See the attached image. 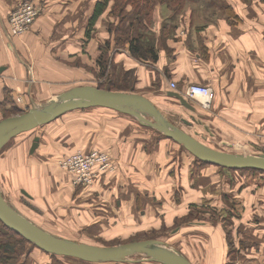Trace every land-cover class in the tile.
<instances>
[{
  "label": "crops",
  "instance_id": "obj_1",
  "mask_svg": "<svg viewBox=\"0 0 264 264\" xmlns=\"http://www.w3.org/2000/svg\"><path fill=\"white\" fill-rule=\"evenodd\" d=\"M24 1L0 0V69H4L0 73V119L6 97L12 98V106L26 112L72 88L93 86L95 76L88 69H95L101 47L110 38L107 24L113 21L108 17L113 3L98 21L99 45H92L86 36L89 20L99 0H31L42 8L41 16L29 33L15 37L10 32L8 20ZM215 2L193 0L177 17H172L165 6L158 4L150 26L158 61L153 64L141 62L124 49L116 51V62L135 72L136 94L148 98L164 116L162 106L166 103L184 108L169 93L177 92L187 99L185 90L189 85L210 87L215 96L209 108L205 109L195 101H189L195 107L194 113L184 108L190 119H195L190 127L197 134L211 133L221 142H236L252 148L256 142L250 138L264 135V0ZM224 5L232 10L223 11ZM203 8L211 13L207 15ZM171 26L174 29L169 34ZM171 81L178 85V90L170 88ZM157 86L160 88L158 92H149ZM10 108L7 104L6 110ZM43 130L46 140L53 145V150L49 149L51 153L66 152L65 146L68 154L104 150L115 164V168L100 177L101 181L92 188L100 192L102 199L107 196V202L115 196L118 199L115 201L116 210L108 211L110 206L106 205L104 208H99L98 204L94 206L90 198L95 197V193L86 196L83 193L81 205H78L82 209L75 206L81 210L60 207L59 211L56 210L58 215L69 212L79 216L82 213L79 219L85 223L103 215L114 219V227L119 230L123 228L119 223L121 217L115 215L124 214L125 206H130L132 223L136 220L142 227L162 222L172 229L175 220L188 215L191 206L202 209L204 201L218 199L224 205L223 195L233 194L242 207V218L239 216L235 220L237 227L233 233L240 257H244L237 264L242 260L243 264H264V226L261 228L251 221L255 214L264 217V175L243 178L238 172L196 165L194 157L183 151L178 143L156 135L154 130L140 125L135 118L110 109L72 111L45 125ZM42 139L44 137L33 155L28 152L30 158L24 154L26 150L22 152L24 161L34 162L31 158L44 153L47 144ZM8 146L1 151L0 161L13 171L14 153L10 150L11 145ZM39 164L40 170L46 172L52 162ZM45 177L48 176L42 174V178ZM124 181L130 188L122 191L124 185L119 184ZM28 196L31 200L37 199L36 195ZM51 196L45 195V198ZM120 196L133 200L128 198L129 203H124ZM154 199L158 200L156 207ZM137 203L149 209L154 206V210L137 209ZM152 213L154 217L150 220ZM203 223L199 228L209 235L203 238L209 243L205 245V250H209L205 264H227L229 248L223 227L215 224L218 230L214 229L211 236L209 230L214 224ZM241 227L248 232L241 233ZM41 228L46 229L45 226ZM183 228L180 227L179 232ZM185 237L183 241L200 240ZM241 243L245 248L244 245L240 248ZM184 257L192 264H198L193 255L189 256L188 250Z\"/></svg>",
  "mask_w": 264,
  "mask_h": 264
},
{
  "label": "rangeland",
  "instance_id": "obj_2",
  "mask_svg": "<svg viewBox=\"0 0 264 264\" xmlns=\"http://www.w3.org/2000/svg\"><path fill=\"white\" fill-rule=\"evenodd\" d=\"M29 3H32L39 9V14H40L38 17L39 19L41 16L42 8L33 1H29ZM23 4L24 2L22 3V5ZM202 11L207 13V15L211 13V11L205 8H203ZM219 13L220 12H218V14ZM35 23L28 29L27 32L20 35V37H23L27 33H29L32 30L33 26H35ZM113 23H114L113 21H110V24H113ZM97 27H98V23H97L96 28ZM90 41H92V45L94 46H96V44L99 45L97 29L95 30L93 37L92 39H90ZM124 69L129 71V68H124ZM92 70L94 71V68H92ZM92 73H95V72H92ZM133 76H135V72H133ZM133 78L134 77H132V81H133ZM93 82L94 84L92 85L96 87L98 84L97 78L94 77ZM128 85H130L129 81H128ZM162 107L164 108V111H165L164 114L166 118L171 123L177 125L180 129L190 134L191 136H193L194 138H196L203 144L209 146L210 148H213L221 152H227V153H232V154H245V155L264 154V135L262 136L257 135L254 138H250L252 142H256V144L252 145V148H248L247 146L242 145V144L239 145L236 142H229V143L225 142L224 143L223 141L222 142L220 141L217 135L207 133V132L204 134H197L195 133V130L193 127H190L184 124L182 122L183 119L189 121L190 123L191 122L193 123L192 118L190 119L189 112H187V110H185L184 108L183 109L176 108L174 105H170L169 103L164 104V106ZM5 110H6V105L2 107V118L0 119V121L4 120L3 117L4 115L7 114ZM43 128L44 126L39 127L25 134L22 133V135L15 138V140L14 139L11 140L8 147H10L11 145L10 150L14 153V157L12 158V160L15 162L14 163L15 168L13 169V171L11 170L10 166L4 167L2 165V161H0V189L2 190V193L5 199L8 202H10V204H12V206L16 210H18L22 215L27 217L29 220H31L33 223H35L39 227L45 226L46 229L44 230L48 231L49 233L56 235L60 238L74 241L76 243H81V244L84 243V244L95 245V246L98 245L100 247H113V246L123 245L125 243L128 244L132 242H139V240L146 241V239L149 240L148 238H151V239L154 238V240H160L164 242L167 248L173 251H176V253L180 255L186 256L187 250H188L189 256L193 255V257L195 258L198 264H205V261L207 260L209 256V253H208L209 250L208 251L205 250V245L207 246L209 245V243L208 241H204L203 238H208L209 235H207L204 231H201L202 228L192 227V226L188 227L185 225L181 232L177 234H173L170 229L166 228L165 224H162V222H153V225L147 224L146 226H144L145 225L144 224L141 227V224L138 225L136 220H135V223H132L131 210H129L130 206H125L126 209L124 210V214L122 213V214L115 215V217H119V218L121 217V219L119 220V223H122L123 228L119 230L114 227L116 223L114 219L104 218L105 216L103 215L102 216L97 215L96 218L92 219L91 221L87 223L79 219V218H82V213H80L79 216L71 215V213L69 212L68 214L58 215L56 213V210L59 211L60 207H63L65 209L68 208L69 210H71L73 207L77 206L82 209V207L78 205H81V202L83 199L82 197L83 193H84L83 195L85 196L88 193H93V194L95 193V197L92 196L90 198L93 200L92 203H94V206H97V204L99 205V208H104L105 205L110 206L108 207L109 209L108 211L116 210L115 201H117L118 199L115 196H113L111 197L112 200H110V202H107L108 197L106 196L105 199H102L100 197V192L95 190L94 188H91L94 190L93 191L83 186H80V187L75 186L73 184L74 177H69L67 172H64L62 168L60 167V161L62 160V158H66V155H69L68 154L69 152H67L68 151L67 146L63 147L64 150L66 149V152L62 151L58 154L49 152V149L53 150V145L51 144L49 140H46L47 136L45 135V132H44L45 130H43ZM36 137H39L40 140L41 138L44 137V139L42 140H44V144H47V145H45V148H44L45 151L43 154L37 153L36 157L38 159L31 158L35 162L34 164V162L24 161L23 155L25 154L27 155L28 158H30L28 152H30L32 143ZM24 150H26V153L24 152V154H22ZM55 150H57V148H55ZM16 155L18 156L16 157ZM17 158H18V161H17ZM42 161H50V163L52 162L51 168L49 171L43 172L42 169L40 170V167L37 166V164L41 163ZM24 164H26V166H24ZM110 168H113V169L115 168L113 159H112V164ZM42 174L47 175L48 177L42 178ZM249 174L250 173H241L239 175L244 178V177H247V175L248 176L252 175V174L250 175ZM252 176H255V175H252ZM247 179L248 178L245 179L246 182H248ZM43 180H46V182L44 183ZM99 181L101 180L99 179L97 181L96 183L97 185ZM203 183H206V180H204ZM119 186H122L121 188L122 191L130 188V185H127L125 181L123 184L122 183L119 184ZM104 190L106 191V187H104ZM24 191H26L29 195L33 197L34 195H36L37 199L31 200L30 198H28L22 193ZM51 194L54 197L51 196ZM45 195L51 196L52 198L50 197L45 198ZM230 196L232 198V199L230 198V203L231 204L236 203L235 210L234 209L229 210L228 208H226L228 206H226L225 202H224V205H225L224 206L223 202L219 201V199L217 201L215 200L214 202L213 200L204 201V205L201 208L203 211H206L205 218H207L208 221L211 215L214 216L216 210H217L216 213L218 215L216 217L217 220H220L222 217L226 216V214L228 213L227 214L228 228L224 226L225 228L223 229L226 232L229 230L230 233L231 232L234 233V231L236 230L235 227H237L235 225V220L237 221L239 216L242 218V215H241L242 207H239L240 204L238 200L233 198L232 195ZM128 198L130 200H133L132 197L131 198L126 197V196L119 197V199L122 200L124 203H129ZM103 200H105L106 201L105 203L107 204L103 203ZM156 201L158 200L154 199V206H155ZM154 206H152L149 209V207H143V205H140L137 203L136 208L137 209L141 208V210L143 209L144 211L148 209L152 211L154 210L153 209ZM218 206L220 208H218ZM77 207H75V209H79ZM123 208L124 207L122 206L121 209L123 210ZM153 217H154V214L152 213L150 215V220H153ZM251 221L252 223L259 224L261 228L264 226L263 224L264 217L262 215H258V214L253 215L251 218ZM215 224L222 226L221 222L220 223L215 222L214 225H212V228L209 230L211 236L214 233V229H216ZM232 228H233V231H232ZM217 230L218 229H216V231ZM246 231L247 230L245 229V227H241V233H244ZM2 232L3 234H1L0 232L1 240L9 241L12 238L10 237L9 232L8 233H6L5 231H2ZM182 232L183 234H181ZM187 235L188 237L189 236L197 237L200 240L183 241L186 239L185 236ZM256 239L253 238V240H256ZM232 240H233L234 248L231 249L230 247L229 253L231 251L234 253L230 254L229 261H230V264H237L239 263L237 261L240 258H244V257L243 256L240 257V249L236 246L234 237L233 239H231V241ZM16 247H18V252L14 255V258L9 260L8 262L0 261V264H91V263H86V262L73 259V258L58 257V256L51 257L50 254H47L36 247L34 248L31 244H28V243L25 244L23 242H17ZM185 247H189V248L186 250ZM194 252H196V255H194ZM132 259L139 260L141 259V257H136ZM109 264H115V263H109ZM126 264H158V263L142 262V263H126ZM241 264H243V260Z\"/></svg>",
  "mask_w": 264,
  "mask_h": 264
},
{
  "label": "water",
  "instance_id": "obj_3",
  "mask_svg": "<svg viewBox=\"0 0 264 264\" xmlns=\"http://www.w3.org/2000/svg\"><path fill=\"white\" fill-rule=\"evenodd\" d=\"M4 69H0L2 73ZM180 101L181 105L195 112V107L181 94L169 93ZM91 108L110 109L135 118L140 125L156 131L185 148L199 161L228 170H259L264 172V154L245 155L221 152L203 144L190 134L171 123L163 113L143 95L135 93L114 92L94 86L72 88L48 103L34 106L24 114L0 121V153L16 137L31 132L39 127L49 125L65 114ZM195 122L194 117L192 118ZM188 126L193 123L183 119ZM40 138L36 137L30 149L33 155L38 149ZM28 196L26 192H22ZM0 222L20 237L35 245L43 252L58 257L77 259L91 264H126L153 262L158 264H192L186 257L167 248L160 240L100 247L76 243L60 238L39 227L16 210L8 202L0 189ZM141 257L139 260L132 258Z\"/></svg>",
  "mask_w": 264,
  "mask_h": 264
},
{
  "label": "trees",
  "instance_id": "obj_4",
  "mask_svg": "<svg viewBox=\"0 0 264 264\" xmlns=\"http://www.w3.org/2000/svg\"><path fill=\"white\" fill-rule=\"evenodd\" d=\"M31 0H26L25 2H29ZM193 0H99L96 5L93 12L92 17L89 20V24L86 31V36L89 39H92L93 34L95 32V28L97 26L98 21L100 18L107 13V10L109 9V6L111 3H113V6L111 7L108 17L110 19H113V24L108 23L107 24V30L110 34V38H108L103 46L101 47V52L99 57L96 60V67L94 71L92 68L88 69L93 73L95 78H97L98 84L97 88L108 90V91H114V92H125V93H137L135 80L132 77L133 71L125 70L124 67H120L119 64L116 62L115 53H117L119 50L127 49L130 56L134 59H137L141 62H150L151 64L158 61V50L156 48L154 37H152L150 32V26L153 21V17L156 7L158 4L165 6L170 12H172V17H177L181 13H184L183 11L185 8L190 4ZM214 2V0H212ZM215 4L219 3L222 0H215ZM22 5V4H21ZM21 5L18 8L21 7ZM223 11H230L232 10L231 7L228 5H224ZM15 11V10H14ZM13 11V12H14ZM13 12L11 13L10 17L12 16ZM9 17V20H10ZM8 20V21H9ZM166 26L164 27V29ZM172 29L174 27H170L168 30L169 34L171 33ZM167 31L164 30V32ZM163 33V32H162ZM164 34V33H163ZM152 37V38H151ZM117 51V52H116ZM97 71V72H96ZM128 81L130 85H128ZM126 83V84H124ZM160 90L159 86L154 87L149 92H158ZM144 93V92H143ZM12 98L9 99L6 97V100L4 101V106L7 104L11 107L8 110H5L7 112L6 115H4L3 119H7L11 116H18L25 113V111H21L15 106H12ZM27 112V111H26ZM156 135H159L160 137L170 140L159 133L155 132ZM171 142L175 143L173 140H170ZM183 151H187L182 146L180 147ZM104 151V150H100ZM106 152V151H105ZM188 152V151H187ZM189 153V152H188ZM190 154V153H189ZM71 155V154H69ZM192 157H194L192 154H190ZM68 156V155H66ZM194 162L196 165L205 167V166H212L209 164H206L204 162L199 161L197 158L194 157ZM216 167V166H213ZM220 171H232V172H238V173H250L252 175H264L263 171L259 170H228L221 167H216ZM249 174V175H250ZM70 177V176H69ZM193 177V176H192ZM100 179V178H99ZM98 179V180H99ZM233 195V194H230ZM228 194L223 195V201L225 202L226 208L234 209L235 210V204L230 203L231 196ZM177 202H179V198H177ZM232 199V198H231ZM225 206V205H224ZM217 212V210H216ZM215 212L214 216L211 215L209 221L207 218H205L206 211H203L202 209H199L196 206L190 207V212L188 215L180 219H176L174 224V227L171 229L166 226L167 229H170L173 234H177L180 231V227L183 226H192V227H200L201 225L206 223L214 224L216 223H222V227L228 228L227 225V219L228 216L222 217L220 220H217L216 217L218 216ZM203 221V222H202ZM164 224V223H163ZM225 226V227H224ZM234 228V227H233ZM232 228V231H233ZM2 231H5L6 233L9 232L10 237H12L9 241H4L0 239V261L1 262H8L12 258H14V255L18 252V247H16L17 242H23L25 244H31L22 237H20L18 234L13 232V230L8 229L0 222V232L3 234ZM225 231V230H224ZM226 233V242L227 246L230 251L234 248L233 240V233L228 230ZM151 239V238H148ZM147 240V239H146ZM34 248L35 245L31 244ZM244 244H240V248ZM245 247V245H244ZM253 247V246H252ZM234 252H228V261L227 264H230L229 257L230 254ZM51 257H56L55 255H50ZM150 263V262H149ZM153 263V262H151Z\"/></svg>",
  "mask_w": 264,
  "mask_h": 264
},
{
  "label": "built area",
  "instance_id": "obj_5",
  "mask_svg": "<svg viewBox=\"0 0 264 264\" xmlns=\"http://www.w3.org/2000/svg\"><path fill=\"white\" fill-rule=\"evenodd\" d=\"M39 9L32 3H24L16 9L9 20V28L12 35L20 37L35 23L39 17ZM173 91L178 90L176 83L170 82ZM185 94L189 101L199 102L205 109L211 106L213 90L208 86L193 84L189 85ZM112 158L104 151L94 150L88 153L77 152L62 158L60 167L70 177H74L73 184L77 187L92 188L97 183L102 174L112 171L110 168ZM110 168V169H109Z\"/></svg>",
  "mask_w": 264,
  "mask_h": 264
},
{
  "label": "bare ground",
  "instance_id": "obj_6",
  "mask_svg": "<svg viewBox=\"0 0 264 264\" xmlns=\"http://www.w3.org/2000/svg\"><path fill=\"white\" fill-rule=\"evenodd\" d=\"M2 191V190H1Z\"/></svg>",
  "mask_w": 264,
  "mask_h": 264
}]
</instances>
